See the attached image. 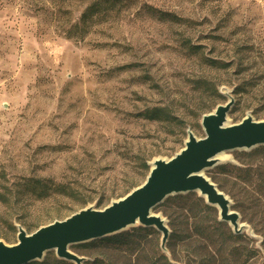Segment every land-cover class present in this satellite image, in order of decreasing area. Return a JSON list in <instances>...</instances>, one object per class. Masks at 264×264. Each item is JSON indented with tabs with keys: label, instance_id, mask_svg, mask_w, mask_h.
Wrapping results in <instances>:
<instances>
[{
	"label": "rangeland",
	"instance_id": "1",
	"mask_svg": "<svg viewBox=\"0 0 264 264\" xmlns=\"http://www.w3.org/2000/svg\"><path fill=\"white\" fill-rule=\"evenodd\" d=\"M118 1L82 40H71L66 30L92 0H0L3 244L17 243L16 227L29 235L121 199L144 182L142 161L150 169L171 158L187 131L203 138L201 116L228 98L229 125L246 116L264 121V0ZM155 110L164 116L145 119ZM241 152L249 151L224 153L205 177L226 163L244 168L234 159ZM33 179L49 186L47 200L30 196ZM253 183L252 194L236 198L242 213L224 193L250 231L240 239L216 208L208 214L192 199L171 207L170 223L154 209L169 230L165 251L154 228L134 250L90 242L68 250L82 264H149L161 256L171 264H264V188L257 176ZM44 256L37 262L57 259L53 251Z\"/></svg>",
	"mask_w": 264,
	"mask_h": 264
},
{
	"label": "water",
	"instance_id": "2",
	"mask_svg": "<svg viewBox=\"0 0 264 264\" xmlns=\"http://www.w3.org/2000/svg\"><path fill=\"white\" fill-rule=\"evenodd\" d=\"M233 103L228 98L223 106L201 116L203 138L198 139L187 131L181 151L166 160H153L144 182L107 207L101 210L80 209L62 221H52L29 235L21 227H16L15 245L0 242V264L33 263L42 260L49 251H53L58 260L82 264L84 258L71 253L69 246L92 242L138 226L159 232L160 249L165 251L169 230L164 220L153 211L168 197L188 193L198 194L207 206L217 209L218 221L229 224L233 234H241L244 225L231 211L229 198L204 175L215 165L213 158L218 154L264 147V121L246 116L238 124H228L226 116Z\"/></svg>",
	"mask_w": 264,
	"mask_h": 264
},
{
	"label": "trees",
	"instance_id": "3",
	"mask_svg": "<svg viewBox=\"0 0 264 264\" xmlns=\"http://www.w3.org/2000/svg\"><path fill=\"white\" fill-rule=\"evenodd\" d=\"M118 0H92L87 6L79 13L78 21L73 26L69 27L65 32V37L67 39H76L82 40L88 30L95 25L99 18L107 13L111 8L117 5ZM161 16L170 17L168 14H162ZM164 116L163 113L159 110L151 111L145 119L148 120H160V118ZM235 161H237L240 165L242 164L244 168H240L236 165L231 163H226V165L219 166L214 173L211 174L210 178L211 181L216 185L219 191L226 193L230 196L233 200L234 208L237 209L239 212H243V206L239 204L237 201V196L243 191L247 194H252L253 191V179L255 176L261 179V183L256 185L258 188H264V147H257L254 150L249 152H241V154L235 156ZM142 170L144 172V178L146 177L149 167L146 164V161H142ZM242 171V172H241ZM240 173H242L240 175ZM229 188L226 189V186ZM254 187V188H256ZM60 186H57L56 189H59ZM49 186L46 185L43 181L39 179H33L32 185L30 187V196L35 197L39 201L47 200L51 194L48 193ZM130 189L123 193L125 196ZM122 197V196H121ZM194 200L196 207L199 206L200 209L208 214H212L215 212L214 207L207 206L203 199L200 197H196L194 193L182 194L177 196L168 197L162 204L158 205L157 208L161 210L163 215L169 219V223L172 221L171 215L169 210L171 207H179L181 208V204L184 205L189 202L190 200ZM5 202L4 196L0 195V203L3 204ZM253 205H257L258 201H250ZM257 207V206H256ZM189 212H192V208H187ZM215 225H223L215 221V218L212 219ZM173 224V223H172ZM170 224V225H172ZM174 230L171 231V236L173 235ZM155 230L151 228H143L138 226L137 228H132L129 231H123L122 233L111 235L109 237L96 239L90 243L89 246L94 245H106V246H115V247H122L126 248L127 250H134L137 249L142 242H148L149 236L155 234ZM235 235V234H233ZM170 236V237H171ZM230 236V235H229ZM235 239H240L238 235H235ZM233 238V236H230ZM29 264H72L67 261H61L58 259L52 260L50 263L48 262H33ZM149 264H171L167 262L165 257L161 256L160 260H155L154 262H150ZM188 264V263H185Z\"/></svg>",
	"mask_w": 264,
	"mask_h": 264
},
{
	"label": "bare ground",
	"instance_id": "4",
	"mask_svg": "<svg viewBox=\"0 0 264 264\" xmlns=\"http://www.w3.org/2000/svg\"><path fill=\"white\" fill-rule=\"evenodd\" d=\"M224 159H225L224 153H221V154H218L217 156H215L213 158V161H214V164H217V163H221L222 161H224ZM243 231L250 234V231L246 226L243 227Z\"/></svg>",
	"mask_w": 264,
	"mask_h": 264
}]
</instances>
